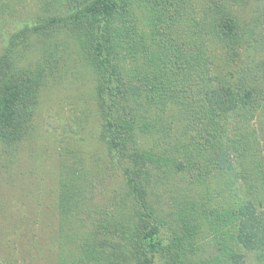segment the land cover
Returning <instances> with one entry per match:
<instances>
[{
    "label": "trees",
    "instance_id": "obj_1",
    "mask_svg": "<svg viewBox=\"0 0 264 264\" xmlns=\"http://www.w3.org/2000/svg\"><path fill=\"white\" fill-rule=\"evenodd\" d=\"M23 1L0 0V148L42 138L68 76L97 115L45 129L46 264H264V0Z\"/></svg>",
    "mask_w": 264,
    "mask_h": 264
},
{
    "label": "rangeland",
    "instance_id": "obj_2",
    "mask_svg": "<svg viewBox=\"0 0 264 264\" xmlns=\"http://www.w3.org/2000/svg\"><path fill=\"white\" fill-rule=\"evenodd\" d=\"M32 2H22L20 15L27 14ZM89 85L87 76L81 73L48 90L40 108L42 115L44 112L42 138L23 140L7 153L0 148V264H25L31 258V264L54 260V249L47 239L55 224L58 145L48 138L45 129L52 126L58 133L78 129L84 108L90 113L84 126L96 125ZM89 146V152L103 156L98 144L92 141ZM247 253L243 264H256L254 253Z\"/></svg>",
    "mask_w": 264,
    "mask_h": 264
}]
</instances>
